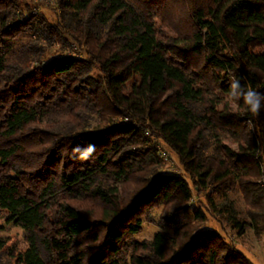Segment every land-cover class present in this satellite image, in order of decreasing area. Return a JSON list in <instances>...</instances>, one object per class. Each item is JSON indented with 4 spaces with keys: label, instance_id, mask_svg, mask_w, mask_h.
Instances as JSON below:
<instances>
[{
    "label": "trees",
    "instance_id": "1",
    "mask_svg": "<svg viewBox=\"0 0 264 264\" xmlns=\"http://www.w3.org/2000/svg\"><path fill=\"white\" fill-rule=\"evenodd\" d=\"M55 11L51 23L0 0V212L27 243L0 236V264H254L205 226L203 206L177 216L203 194L237 236L264 228V109L225 99L233 76L264 93V0H56ZM50 184L60 200L43 197ZM235 190L243 212L215 203ZM158 207L171 232L138 241Z\"/></svg>",
    "mask_w": 264,
    "mask_h": 264
},
{
    "label": "rangeland",
    "instance_id": "2",
    "mask_svg": "<svg viewBox=\"0 0 264 264\" xmlns=\"http://www.w3.org/2000/svg\"><path fill=\"white\" fill-rule=\"evenodd\" d=\"M30 3V6L46 16V18L51 22L56 21V0H26ZM155 26L161 28V22L159 19H155ZM68 53H73L67 51ZM77 53V52H76ZM80 53V52H78ZM61 49L55 45L47 50L44 59L45 61L50 60L55 56L61 55ZM97 72V71H96ZM226 101L230 106L235 108L230 100L225 96ZM95 122H92L94 124ZM225 143L231 148L236 149V143L226 140ZM161 148V147H160ZM164 160V170L168 172L180 173L181 169L177 162L176 156L168 149H166V157ZM264 184V182H263ZM61 190L57 188L54 184H50L44 191L43 197L52 200L61 199ZM231 200L234 203L236 209L244 211L245 203L239 191H230L226 197L215 196L214 201L217 205L224 204L226 201ZM203 206L206 211L207 220L205 226L207 228H213L218 230L222 236L228 241L232 242L243 254L246 255L254 264H264V228L260 234H255L252 228L247 229L243 236H237L236 230L231 229L230 225L226 224L224 221H220L219 215L214 213L211 208L206 203L205 196L194 195L191 203L185 208L178 216V220L182 223L192 220L193 211L195 207ZM160 212V207L154 209L150 213V217L153 219L152 222L142 219V230L135 236L138 241L143 239H150L155 232L167 231L171 232L168 228H160L156 224L157 216ZM241 217H245L242 213ZM25 230L17 218L16 215H10L5 212H0V236L7 239V246H13L18 250H23L27 247L25 241ZM43 251V250H42ZM44 255V252H42Z\"/></svg>",
    "mask_w": 264,
    "mask_h": 264
},
{
    "label": "clouds",
    "instance_id": "3",
    "mask_svg": "<svg viewBox=\"0 0 264 264\" xmlns=\"http://www.w3.org/2000/svg\"><path fill=\"white\" fill-rule=\"evenodd\" d=\"M227 99L237 106L243 104L246 111L253 116H259L261 110L264 109V93L252 87L245 86L241 83V79L235 76L229 82ZM73 151L80 153L79 159L87 160L95 151V146L89 145L83 150L77 147Z\"/></svg>",
    "mask_w": 264,
    "mask_h": 264
},
{
    "label": "built area",
    "instance_id": "4",
    "mask_svg": "<svg viewBox=\"0 0 264 264\" xmlns=\"http://www.w3.org/2000/svg\"><path fill=\"white\" fill-rule=\"evenodd\" d=\"M124 120L125 121H128V119L127 118H124ZM146 133H148V131L146 132ZM161 146H159V152H160V155L163 157V158H165L166 157V149L164 148V147H161Z\"/></svg>",
    "mask_w": 264,
    "mask_h": 264
}]
</instances>
